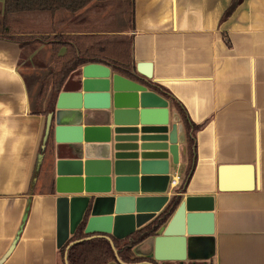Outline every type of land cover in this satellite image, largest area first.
<instances>
[{"label": "crops", "instance_id": "crops-1", "mask_svg": "<svg viewBox=\"0 0 264 264\" xmlns=\"http://www.w3.org/2000/svg\"><path fill=\"white\" fill-rule=\"evenodd\" d=\"M4 2L0 0V264H63L54 168L64 154L54 151L64 147L60 141L69 134L57 127L102 123L83 120L98 113L102 103L100 95L82 92L81 67L73 71L56 95L52 133L38 165L46 117L32 112L27 83L35 88L38 77L53 66L54 48L48 42L69 28L62 19L67 14L5 16ZM230 2L132 0L129 28L122 35L131 40L135 75L108 66L146 87L142 106L167 107L177 134V163L169 155V178L178 174L182 182L188 158L179 108L200 126L194 133L195 167L181 197L213 196L212 219L199 228L206 233L211 228L212 234L200 237L191 258L154 260L153 236L132 249L144 262L264 264V0H242L223 17ZM87 26L77 24V30H89ZM22 35L30 37L24 47L12 39ZM152 86L161 87V93ZM176 190L167 183L164 192L143 194L168 196L162 210Z\"/></svg>", "mask_w": 264, "mask_h": 264}, {"label": "water", "instance_id": "water-1", "mask_svg": "<svg viewBox=\"0 0 264 264\" xmlns=\"http://www.w3.org/2000/svg\"><path fill=\"white\" fill-rule=\"evenodd\" d=\"M82 92L100 95L98 113L83 120L100 124L60 126L69 137L55 149L54 188L57 198V246L72 235L85 218L90 239L104 236L119 259L111 235L123 239L161 211L168 196H147L152 189L164 192L172 164L177 163L176 125H169L164 106H142L146 87L101 63L81 67ZM149 77V74H145ZM82 117V116H81ZM56 129V130H57ZM44 152L40 147L38 165ZM157 188H154L156 187ZM181 194L180 195L181 197ZM213 196L180 198L170 219L153 238V259L183 261L193 255V245L209 231L200 226L211 221ZM95 233H101L97 235ZM66 246L64 264L67 263ZM153 264V263H149Z\"/></svg>", "mask_w": 264, "mask_h": 264}, {"label": "trees", "instance_id": "trees-1", "mask_svg": "<svg viewBox=\"0 0 264 264\" xmlns=\"http://www.w3.org/2000/svg\"><path fill=\"white\" fill-rule=\"evenodd\" d=\"M242 0H231L225 10L223 17L228 15ZM126 7L127 19L130 21L132 0H5V16L14 13L27 12H55L64 11L67 16L62 19L69 25L64 31L54 34L48 44L54 48L53 66L43 72L39 77L35 88L27 83L29 98L32 104V112L43 114L46 117L43 133V143L52 133L53 129V108L56 95L60 92L68 76L76 69L88 63H101L112 67L116 72L134 77L132 72L133 64L131 58V40L126 36L110 38L103 36L105 32L101 25L108 19L107 8L112 5ZM95 21V24H94ZM89 24V30H77V24ZM119 33L122 30H117ZM21 43L20 47L26 46L30 37L22 35L12 37ZM43 40L40 37L35 38ZM63 49L60 53L59 50ZM31 49L27 51L30 53ZM161 93L162 88L152 86ZM183 115L186 130L187 164L185 173L177 193L185 191V185L192 175L195 167V141L194 133L200 126L193 124L187 119L182 108H179ZM180 195L171 197L166 206L150 221L136 229L123 239L111 237L119 259L125 264H157L152 258L136 257L133 254V247L138 243L157 235L159 228L167 222L180 201ZM85 218L79 223L71 237L61 246L62 263L64 264V252L68 243L80 240L69 246L67 249L68 264H105L109 260H115V253L110 242L104 236H97L90 239H83L87 236L84 232Z\"/></svg>", "mask_w": 264, "mask_h": 264}, {"label": "rangeland", "instance_id": "rangeland-1", "mask_svg": "<svg viewBox=\"0 0 264 264\" xmlns=\"http://www.w3.org/2000/svg\"><path fill=\"white\" fill-rule=\"evenodd\" d=\"M106 12L109 16L105 23L101 25V29L104 31L109 30V32L103 33V36H111L110 38H116L115 36L123 37L122 32L129 28V20L127 19L126 7L120 4L116 6L113 4L111 7L109 6V8H107ZM117 30L122 31L119 33H115L118 32ZM23 60L24 55H22L21 57V61ZM26 66H29V64L26 63L23 67Z\"/></svg>", "mask_w": 264, "mask_h": 264}, {"label": "built area", "instance_id": "built-area-1", "mask_svg": "<svg viewBox=\"0 0 264 264\" xmlns=\"http://www.w3.org/2000/svg\"><path fill=\"white\" fill-rule=\"evenodd\" d=\"M180 183H181V177L178 174H174L170 176L168 184L171 188H175V187L178 188L180 186Z\"/></svg>", "mask_w": 264, "mask_h": 264}]
</instances>
